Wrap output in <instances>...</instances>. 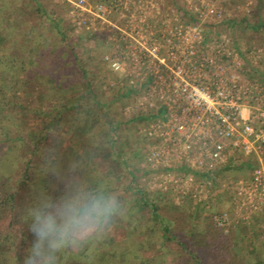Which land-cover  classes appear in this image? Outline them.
I'll return each instance as SVG.
<instances>
[{
    "label": "trees",
    "instance_id": "obj_1",
    "mask_svg": "<svg viewBox=\"0 0 264 264\" xmlns=\"http://www.w3.org/2000/svg\"><path fill=\"white\" fill-rule=\"evenodd\" d=\"M0 2V264H23L34 240L28 230L30 207L52 210L76 195L132 189L146 173L128 161L115 118L55 12L38 0ZM41 19L51 26V37L67 46L64 56L72 55V65L58 45L45 44L49 35L40 34ZM252 28H264V20ZM134 189L133 204L122 205L123 215L114 221L129 244L124 254L112 246L115 240L108 242L116 234L101 230L86 244L66 249L57 264H251L244 253L230 252L233 235L219 243L222 231L212 220L203 227H175L152 196ZM158 241L160 247L152 249L157 256L148 257ZM256 263L264 264V258Z\"/></svg>",
    "mask_w": 264,
    "mask_h": 264
},
{
    "label": "built area",
    "instance_id": "obj_2",
    "mask_svg": "<svg viewBox=\"0 0 264 264\" xmlns=\"http://www.w3.org/2000/svg\"><path fill=\"white\" fill-rule=\"evenodd\" d=\"M231 1L73 3L83 14L79 26L88 30L90 17L114 31L102 59L128 94L125 112L146 120L137 133L146 141L150 187L176 201L177 194L207 200L216 187L229 193L230 211L216 217L226 231L253 219L261 226L264 218V68L259 75L252 70L262 67L264 46L236 45L226 28L237 16L222 5ZM254 4L246 0L236 10L247 15ZM249 160V177L225 180L229 169L248 167Z\"/></svg>",
    "mask_w": 264,
    "mask_h": 264
},
{
    "label": "rangeland",
    "instance_id": "obj_3",
    "mask_svg": "<svg viewBox=\"0 0 264 264\" xmlns=\"http://www.w3.org/2000/svg\"><path fill=\"white\" fill-rule=\"evenodd\" d=\"M38 1L43 4L45 9L55 12V17L61 21L63 30L67 36H69V38L74 41L76 51L75 54L78 56L80 62L83 61V63L86 64L85 67L88 68L87 70H89L88 75L92 85L94 87H98L96 90L98 91L99 96H102V100L107 104L106 111L109 112L111 117L115 118V124L121 134L120 143L121 145L125 146L124 150L128 149V161L138 171L144 172L145 170L146 175L138 177L134 185H132V189H125V187L122 186L116 190H113L111 194H114L120 200L121 204L125 206V204H133V201L137 197V191H135L134 188H139L142 192H147L150 196H152L151 200L152 198L155 200L154 202L159 208L160 212L169 216V218L173 220L175 227L181 229L189 227V223H194L203 227L211 220L217 225L216 217L218 218L223 216L230 211L232 202L230 200L229 193L227 194V192H222L221 189L218 190L219 188L216 187L214 188V195L212 198H208L207 200L201 202L194 200L191 201L189 199L183 200L184 197H181V194H177L175 195L177 198L176 201L175 199H172V193L150 187L149 182L151 181L152 175L151 173H147V170L149 171V169L146 163L143 161L142 154L144 153L142 152L141 154V152L138 153L137 151L140 145L141 147L144 146L143 151L145 150V145H143L144 143L141 142V138L137 133L138 126L141 124V122L135 119L137 117H131L125 112V107L128 103V96L124 95V91L120 90L118 81L116 80V75L111 69L108 68V66L103 63L102 59L104 54L111 49L109 47V40L113 36V29L107 25L103 26L100 21H90V17L87 16H85L88 18L87 21L93 22V24L88 27V30L86 29L87 25L79 26L78 22L80 20L82 22L81 24H84L82 21L83 14L73 4L77 3L79 0ZM87 2L94 8L100 3L113 4L114 0H87ZM168 2L172 3L173 0H168ZM245 3L246 0H232L231 2L222 4L230 12L236 14L237 16V19L232 25H229L226 28V31H228L235 38L236 45L240 49H244L245 46H264V28H252L253 24H260V22L264 20V0H255L253 9H251L247 15L242 9H239L238 11L236 10L238 6L243 7ZM72 11L75 13V15L72 14ZM110 11V17L111 19H114L115 15L112 10ZM39 22L42 26V31L40 34L44 32V35H49L46 36L48 39L45 37L47 39L45 44L48 46V48H54L56 45H58V49L61 52H64L62 55L63 58H67L68 65H72V60H74L72 55L69 53V56H64L67 52V46L61 44L58 36L53 35L51 37L50 31L47 30V28L51 29V26L48 25V21L41 19ZM211 29L214 31L217 29L220 30V28L215 27H212ZM79 37L82 39L85 38L86 40L78 41L80 40ZM261 68H264V63L262 64V67L254 66L252 70L255 75H259L262 74ZM67 144H69V142H67ZM132 147H134L132 149L133 151H131ZM252 164L253 162L249 160L248 167H242L241 164L237 165L236 167L233 166L226 172L225 180L232 179L234 181L241 177H249L252 172ZM186 214L189 218L186 217ZM237 214H239V217L245 216L243 212H239ZM186 220H188V222ZM261 220L264 224V218H261ZM253 221L254 223L251 226H229V230L227 231L223 229L225 226L217 225L224 235H220L219 233L217 240L219 243L224 244V241L227 240L225 236L233 235L235 238V243L234 246L230 247V252H237L238 254L244 253V255H247V260L251 264H257V258L258 260H262L264 258L262 257L264 256V242L261 240L263 224L260 226L256 220L253 219ZM140 225H143V222H141ZM104 231H102L100 235H102ZM105 234H108L110 237L116 234V237L110 239L108 242L109 244H112L113 240H115L112 246H114L117 251L124 254L128 250L129 244L125 238H123L121 228L117 230L114 227L112 230H106ZM134 242L138 245H141L140 238L134 237ZM156 245L157 246L152 247H149L148 245L149 251L146 253L148 257L157 256V254L152 249H157V247H160V241H158V244Z\"/></svg>",
    "mask_w": 264,
    "mask_h": 264
},
{
    "label": "clouds",
    "instance_id": "obj_4",
    "mask_svg": "<svg viewBox=\"0 0 264 264\" xmlns=\"http://www.w3.org/2000/svg\"><path fill=\"white\" fill-rule=\"evenodd\" d=\"M49 207L28 210L34 240L23 264H57L66 249L86 244L101 230H112L123 215L120 200L104 191L76 195L46 210Z\"/></svg>",
    "mask_w": 264,
    "mask_h": 264
}]
</instances>
